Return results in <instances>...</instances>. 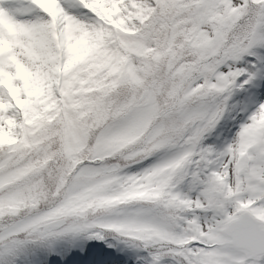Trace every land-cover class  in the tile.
I'll use <instances>...</instances> for the list:
<instances>
[{"label":"snow or ice","instance_id":"obj_1","mask_svg":"<svg viewBox=\"0 0 264 264\" xmlns=\"http://www.w3.org/2000/svg\"><path fill=\"white\" fill-rule=\"evenodd\" d=\"M0 264H264V0H0Z\"/></svg>","mask_w":264,"mask_h":264}]
</instances>
